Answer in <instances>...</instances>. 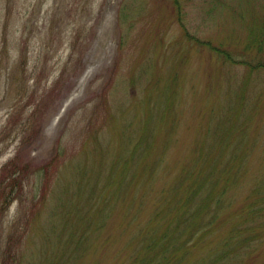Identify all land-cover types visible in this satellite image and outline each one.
I'll use <instances>...</instances> for the list:
<instances>
[{
	"label": "rangeland",
	"instance_id": "obj_1",
	"mask_svg": "<svg viewBox=\"0 0 264 264\" xmlns=\"http://www.w3.org/2000/svg\"><path fill=\"white\" fill-rule=\"evenodd\" d=\"M262 4L0 0V264H38L50 223L82 181L78 165L90 173L102 149L119 146L126 118L148 113L140 75L170 84L176 162L243 91L240 123L261 134L252 168L264 172L262 37L249 42L264 22ZM113 254L98 251L86 263L111 264Z\"/></svg>",
	"mask_w": 264,
	"mask_h": 264
},
{
	"label": "trees",
	"instance_id": "obj_2",
	"mask_svg": "<svg viewBox=\"0 0 264 264\" xmlns=\"http://www.w3.org/2000/svg\"><path fill=\"white\" fill-rule=\"evenodd\" d=\"M250 33L249 42L262 37L263 53L264 22ZM142 78L148 113L126 118L119 146L102 149L90 173L78 165L82 181L50 223L38 264H98L86 263L98 251H113L111 264H264V172L252 168L261 134L240 123L243 91L176 162L180 119L170 84ZM244 117L255 120L252 111Z\"/></svg>",
	"mask_w": 264,
	"mask_h": 264
},
{
	"label": "bare ground",
	"instance_id": "obj_3",
	"mask_svg": "<svg viewBox=\"0 0 264 264\" xmlns=\"http://www.w3.org/2000/svg\"><path fill=\"white\" fill-rule=\"evenodd\" d=\"M73 99H69L68 101H67V103H66V106L72 101Z\"/></svg>",
	"mask_w": 264,
	"mask_h": 264
}]
</instances>
